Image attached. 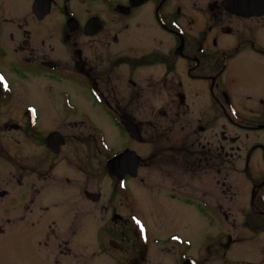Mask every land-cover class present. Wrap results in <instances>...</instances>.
Segmentation results:
<instances>
[{
	"label": "flooded vegetation",
	"instance_id": "obj_1",
	"mask_svg": "<svg viewBox=\"0 0 264 264\" xmlns=\"http://www.w3.org/2000/svg\"><path fill=\"white\" fill-rule=\"evenodd\" d=\"M240 1L235 5L231 0H190L193 12L205 18V21L199 22L187 11L186 0H15L12 3L0 0V61L5 59L8 69L17 75L38 77L39 86L55 106L57 105L55 94H59L63 108L58 106V109H64V106L73 108L74 101L69 97L67 89L72 88L76 96L85 97L93 106L99 107L100 112L102 110L119 131L135 138L136 141L143 140V133L136 111L137 106L134 103L139 92L135 75L137 76V70L146 68L144 80L148 91L165 93L168 96L164 104L157 107L162 110L165 136L171 143L170 135L178 126L184 137L179 148L169 145L163 150L164 156L169 158L171 155L172 158L180 159L183 164L176 165L172 160L173 165L164 168L175 177L173 180L168 178L169 180L160 182L171 187L166 194L168 196L165 197L163 207L165 215L169 216L173 211L172 200L168 198L172 197L195 209V205H198L211 213L221 215L225 221L232 219L231 225L237 226L232 188L228 187L225 197L230 203L224 207L223 204L220 206L218 199L211 194L208 199L204 198L203 196L207 194L197 185L203 167L215 170L218 164L217 155L220 154L223 164L248 175V202L245 203L246 211L243 215L245 222L242 226L254 233L256 237L250 240V243L259 242L260 256L264 257V171L259 177L253 178L251 175V168L256 167L255 163L252 164L253 155L258 150L264 152V144L253 139V133L264 129V94L261 91L258 95L260 101L258 108L245 107L244 114L239 112L233 94L236 79L230 74L231 60L239 54L245 43L264 57V0ZM150 2L155 22L151 24L148 19L141 16L148 25L146 27L145 21L138 17L137 8ZM92 5L94 7H91ZM234 8L240 11L236 12ZM205 14L208 16L207 20ZM234 19L240 20L238 22L241 27L245 28L242 31L250 32L252 35L242 38L240 32L235 36V22L232 24ZM246 20H257L260 26L254 21L252 25L248 24ZM258 29L261 30L259 38L255 34V30ZM234 36L238 38L237 43ZM0 77L3 78L0 80L1 123L12 121L11 111L21 110L19 121L12 123L20 122L29 136L34 135L37 132L35 128L38 120L34 103L19 98L18 91L13 88L1 68ZM244 79L247 80V76ZM122 85L125 91L122 90ZM249 97L254 98L251 95L247 96ZM194 106L201 107L195 119L190 116L194 112ZM5 110V116L1 120ZM59 118L57 124L64 122L65 119L68 124H84L87 135L90 134V130L95 129L89 123L91 120L89 114L80 116L67 111ZM155 119L159 122V117ZM221 120L226 125L228 124L224 120L246 130L247 138L251 133L249 138L251 144L249 142L245 154L240 153L241 146L229 145L231 141L235 143L238 140L228 135L225 127L221 133V142L217 141V124ZM101 131L100 126V135L97 136L100 153L106 148L110 149L105 139L101 141ZM8 138L14 142V149L18 148L22 141L19 137ZM37 141L43 144L46 151L57 155L66 143V136L55 126L48 132L39 134ZM215 145L213 151L212 147ZM5 148H7L5 144L0 143L3 154L10 156L12 153L17 162L15 165L8 164L0 170V239L4 237L11 224H24L35 212L53 210L55 205L59 204V199L64 202L59 196L66 191L64 187L58 190L56 197L54 194L53 199L41 203L37 201L36 194L46 192L48 189L44 190L41 186L35 189L36 186H33L29 190L30 193L34 190L35 195H29L25 199L27 186L23 169H26V166L18 162L21 158L16 152L10 153ZM124 149L133 150L122 147L114 155ZM206 149H209L207 152H210V155ZM241 154L244 163L238 167L235 160L241 159ZM262 155L264 166V153ZM9 156H6L7 162L12 163ZM41 156L36 155L37 160L32 166L35 178L39 181L45 179L38 165L42 162ZM154 156L152 154L151 159ZM214 156H217L216 160ZM70 164H73L72 168L80 170L75 163ZM70 164L65 162L68 167H71ZM139 166L140 164L135 175L125 174L120 179L113 176L115 179L111 184L114 198L122 197V192L128 189L126 186L128 180H132L131 184L139 183L144 186L147 184V187H154L146 180L139 179ZM135 179L136 182L133 181ZM221 186L224 189L226 183H221ZM6 203L12 206L9 213L1 211L2 205ZM125 211L127 217L116 210L111 213V223L103 226L100 248L90 257H107L110 264H120L121 252H126L120 241L128 237L131 248L129 252L132 256L124 264H164L165 259L173 262L172 264H203V260L188 251L187 247L191 246L189 239L176 232L166 235L163 239L149 237L143 219L131 210L125 208L122 212ZM124 218L131 221V224H127ZM38 221L39 219H35L32 225H37ZM55 222L63 229H53L52 224ZM47 227L49 229L46 228L44 234L33 238L34 262L87 264L89 260L86 259L89 258L77 253L76 247L73 248V243L69 240L71 236L73 237L71 233L74 232L73 220L69 213H65L61 219L52 218ZM58 232L66 236L61 239ZM105 232L109 236L107 243ZM241 242L244 241L238 239L234 241L229 234L228 242L220 245L221 256H226L234 244ZM150 243L157 246L155 254L149 253ZM165 247L171 252V257L166 255ZM3 251L6 259L12 258L9 244H3ZM107 251L119 254L113 253L111 258L106 256ZM228 260L231 261L230 257ZM242 262L250 261L242 259Z\"/></svg>",
	"mask_w": 264,
	"mask_h": 264
},
{
	"label": "rangeland",
	"instance_id": "obj_2",
	"mask_svg": "<svg viewBox=\"0 0 264 264\" xmlns=\"http://www.w3.org/2000/svg\"><path fill=\"white\" fill-rule=\"evenodd\" d=\"M6 1L12 3L15 0ZM186 2L189 14L194 15V19L199 20V22L205 21L203 15L195 14V12H193L190 0H186ZM145 4L144 6L137 8L138 17L142 18L141 16H143L152 24L155 22L151 13L152 2ZM91 7L94 6L92 5ZM205 16L207 17V20L208 16L206 14ZM144 18L142 19L145 21ZM238 21L240 20L234 19L232 21V24L235 22V36H238V33L240 32L242 38L251 36L252 34H250V32L242 31L245 28H242ZM253 21L257 26L259 25L257 20H246V22H248V24L251 23V25L253 24ZM145 24L147 27L148 25L146 21ZM255 31L256 37L259 38L261 30L258 29ZM237 41L238 38L235 37V43H237ZM241 48L239 54L231 60L230 68L232 70L230 71V74L236 79L233 92L235 95V105L239 112L244 114L246 112L244 110L245 107L248 109H255L260 106L258 95H260L261 91L264 94V57L246 43L242 45ZM0 68L14 86L13 88L18 91V94L20 95L19 98L26 102L34 103L38 116L37 126L35 128L37 132L32 136L27 134L23 124L20 122L12 123L13 121H19V113L21 110L11 111V114L13 115L11 116L12 121L6 122L7 120H4L6 123H1L0 121V143L2 145L5 144L7 147L5 149L9 150L10 153L16 152L18 157L21 158L18 162L25 164L26 166V169H23L25 171L24 181L27 186V189H25V199H27L29 195H35L34 190L31 191V193L29 190L33 186H36L35 189H37L38 186L43 187L44 190L48 189L46 192H38L36 194L38 197L37 201H40L41 203L53 199L52 197H54V194L55 197L56 194H58V190H61L64 187L66 188L65 193L59 196V198L64 199V202L59 199V204L57 206L55 205L53 210L41 213L35 212L27 218L26 223H16L9 226L4 237L0 239L1 264H40L41 261L40 263L34 262L33 259V238L41 233L44 234L46 228L47 230L49 229L47 224L52 218L61 219V217L65 216V213H69L73 220L72 228L74 232L71 233L73 237L71 236L69 240L73 243V248L76 247L75 250L77 253L89 258L86 259L89 260L87 264H110L107 257L101 258V256H90L100 248L101 233L104 231L103 226L111 223V213L116 210V212L122 216L127 217V212H122L125 208L135 212L143 219L147 226L149 237L163 239L166 235L176 232L182 237L189 239L191 241V246L187 247L188 251L197 258H200L201 261L203 260V264H264V257L260 256V243H250V240H253L256 236L242 226V223L245 222L243 217L244 211H246L245 203L248 202V175L233 170L230 166L228 167L227 164H223V158L222 156H219L220 154L217 155L218 157H213L215 160L216 157L218 158V164L215 170L203 167V170L197 179V185L203 193L207 194V196H203L204 198L208 199V196L211 194L214 198L216 197L218 199L220 206L223 204L224 207L228 206V203H230L225 197L227 195L226 193H228V187L232 188L235 196L234 215L237 226L233 227L231 225L232 219L230 221H225L221 215L218 216V214H215L214 212L211 213L201 206L194 204L196 206L195 209L172 197L168 198L172 200L171 206L173 211L170 212L171 214L169 216L165 215L163 209L165 197L168 196L166 194L169 193L171 187H168V184L166 183L164 184L160 182L169 179L173 180L175 177L170 175L168 171H165L164 168L173 165L172 160L176 162V165H180L182 162L178 158H172L171 155L169 158L168 156H164L163 150L168 148L169 145L179 148L184 137L182 132L179 131L178 126L174 128L170 135L172 140L171 143H169L168 137L165 136L166 133L163 132L165 128H163L164 125L162 124L161 118L162 110L157 107H161L166 99H168V96H166L165 93H152L148 91L144 80V77L147 74L146 68L137 70V76L135 75L137 78V90L139 92L137 93L138 97L135 99L134 103L137 106L136 111L139 114L138 119L142 124L143 133V140L138 139L137 141L135 138H131L125 133L119 131L113 122L104 115L102 110L100 112L99 107L93 106V104L85 97L80 98L76 96L72 88L67 89L69 91V97L74 101V109L65 106L64 109H58V106L63 108L61 101H59V99L62 98L59 94L54 93L57 100V105L55 106L48 95L45 94L39 86L37 81V79H39L38 77H35L34 75L22 77L13 73L8 69L5 59L0 61ZM245 76H247V80L244 79ZM122 90H126L124 85H122ZM248 95H251L254 98H247ZM200 109L201 107L194 106V112L190 116L195 119ZM67 111L80 116L89 114L92 120H89V123H91L95 129L90 130V134L87 135V128L84 124H68L69 122H65L67 119H65L64 122L57 124L60 120L59 116ZM5 112L6 110L2 113L1 120H3ZM73 117L74 115L71 118ZM155 117H159V122ZM224 122L228 125L224 124L223 120L217 124V141L221 142V133L224 129L223 127H225L228 130L227 134L230 136L232 135L238 140L235 141V143L231 141L229 145L233 144L235 147L238 145L241 146L242 149L240 153L245 154L248 150L249 140H251L249 139L251 133L249 134L250 137L247 138L245 137L246 130L240 127L237 128L232 125L233 123L230 124L225 120ZM55 126L59 127V129L65 134L66 143L60 154L52 155L50 152L46 151L42 143L37 141V138L39 134L48 132ZM100 126L102 129L101 141H104L105 139L110 147V149L106 148V150H102L101 153L99 152V141L97 137L100 135ZM30 132L31 131H29V133ZM253 134L254 140L260 141L264 144V129ZM5 135L10 138L19 137V139H22L19 143V147L14 149V142L9 140L8 137H5ZM203 142L206 143L205 140ZM219 146L220 144L218 147ZM122 147L132 148L141 156L138 170L139 179L146 180L154 187H147V184H145L146 186L139 183L131 184L132 180H128V184L126 185L128 186V189L122 192L121 198L116 199V197H113L111 184L115 178L108 174L105 169V163L110 156L114 155L117 150ZM215 148L216 145L212 147L213 151ZM207 150L209 149H206V152ZM207 153L210 155V152ZM263 153V151L258 150L252 157V164L255 163L256 166L251 168V175L253 178L259 177L260 173L264 171ZM39 154L42 155V162L38 165L41 167L42 176H45V179L41 181L36 180L35 174L32 170V166L35 165L37 160L36 155ZM152 154L155 156L151 159ZM243 154H241V159L238 158V161L235 160V164H237L238 167H241L244 163ZM6 156L9 155H4L0 150V170L8 164L15 165V162H17L12 153L9 156L12 163L7 162ZM66 161L68 164H70V162L75 163L80 170L77 171V169L72 168L73 164H70L71 167L66 166ZM67 178L69 180H67ZM137 179L133 181L136 182ZM217 181H219V184H217ZM223 182L226 183L224 189L221 186V183ZM11 208L12 206L9 203H6L2 205L1 211L9 213ZM27 211L28 208H26V212ZM241 213L243 214L241 215ZM35 219H39L38 224L32 225V222L35 221ZM125 222H127V224L129 223V225L131 224V221H128V219H125ZM52 228L56 230L63 229V227L57 225L56 222L52 224ZM58 233L59 238L61 239L66 236L61 232ZM229 234L234 238V241L238 239L240 241L243 240L244 242L234 244L228 254L222 257L220 253L222 248L220 245L228 242ZM108 239L109 236L106 235L105 232L106 243ZM120 242L123 246V250L126 251H122L120 257V264H124V262L132 256V253L129 252L131 250L130 240L126 237L124 241ZM5 243L9 244L10 250H12L11 259H6V256L4 255L3 244ZM149 247V253L155 254L157 246L150 243ZM164 251H166V255H169L170 257L172 256L171 252H169L166 247L164 248ZM111 252L107 251L106 256L112 258L113 253L116 252ZM229 257L231 261L228 260ZM242 259H248L250 262H242ZM172 263L173 262H169L165 259L164 264Z\"/></svg>",
	"mask_w": 264,
	"mask_h": 264
},
{
	"label": "water",
	"instance_id": "obj_3",
	"mask_svg": "<svg viewBox=\"0 0 264 264\" xmlns=\"http://www.w3.org/2000/svg\"><path fill=\"white\" fill-rule=\"evenodd\" d=\"M235 5L240 3V0H231ZM234 11L239 12L240 10ZM252 13V12H248ZM53 136V135H52ZM51 136V137H52ZM50 137V138H51ZM141 157L133 150L124 149L122 152L112 156L107 160V171L111 176L122 178L125 174L135 175L137 166L140 164Z\"/></svg>",
	"mask_w": 264,
	"mask_h": 264
},
{
	"label": "snow or ice",
	"instance_id": "obj_4",
	"mask_svg": "<svg viewBox=\"0 0 264 264\" xmlns=\"http://www.w3.org/2000/svg\"><path fill=\"white\" fill-rule=\"evenodd\" d=\"M3 78L2 77H0V80H2Z\"/></svg>",
	"mask_w": 264,
	"mask_h": 264
}]
</instances>
